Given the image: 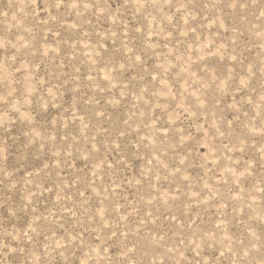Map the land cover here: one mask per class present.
<instances>
[{
	"label": "rangeland",
	"instance_id": "374dc122",
	"mask_svg": "<svg viewBox=\"0 0 264 264\" xmlns=\"http://www.w3.org/2000/svg\"><path fill=\"white\" fill-rule=\"evenodd\" d=\"M0 264H264V0H0Z\"/></svg>",
	"mask_w": 264,
	"mask_h": 264
}]
</instances>
